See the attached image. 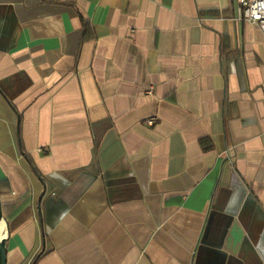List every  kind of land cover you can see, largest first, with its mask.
<instances>
[{
    "label": "crops",
    "instance_id": "obj_1",
    "mask_svg": "<svg viewBox=\"0 0 264 264\" xmlns=\"http://www.w3.org/2000/svg\"><path fill=\"white\" fill-rule=\"evenodd\" d=\"M235 15L0 0L6 264H264V37Z\"/></svg>",
    "mask_w": 264,
    "mask_h": 264
},
{
    "label": "built area",
    "instance_id": "obj_2",
    "mask_svg": "<svg viewBox=\"0 0 264 264\" xmlns=\"http://www.w3.org/2000/svg\"><path fill=\"white\" fill-rule=\"evenodd\" d=\"M235 20L255 26L264 37V0H234ZM154 120H148L152 126Z\"/></svg>",
    "mask_w": 264,
    "mask_h": 264
},
{
    "label": "water",
    "instance_id": "obj_3",
    "mask_svg": "<svg viewBox=\"0 0 264 264\" xmlns=\"http://www.w3.org/2000/svg\"><path fill=\"white\" fill-rule=\"evenodd\" d=\"M4 221V216L2 213L1 203H0V223ZM0 264H6V249L5 241L0 239Z\"/></svg>",
    "mask_w": 264,
    "mask_h": 264
},
{
    "label": "bare ground",
    "instance_id": "obj_4",
    "mask_svg": "<svg viewBox=\"0 0 264 264\" xmlns=\"http://www.w3.org/2000/svg\"><path fill=\"white\" fill-rule=\"evenodd\" d=\"M3 223V222H2ZM2 228V226L0 225V229Z\"/></svg>",
    "mask_w": 264,
    "mask_h": 264
}]
</instances>
